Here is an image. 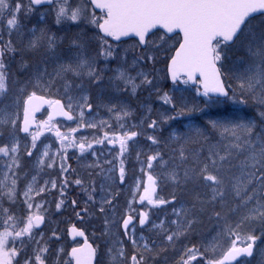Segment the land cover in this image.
I'll return each instance as SVG.
<instances>
[{"label": "snow or ice", "instance_id": "1", "mask_svg": "<svg viewBox=\"0 0 264 264\" xmlns=\"http://www.w3.org/2000/svg\"><path fill=\"white\" fill-rule=\"evenodd\" d=\"M0 264H264V0H0Z\"/></svg>", "mask_w": 264, "mask_h": 264}, {"label": "rangeland", "instance_id": "2", "mask_svg": "<svg viewBox=\"0 0 264 264\" xmlns=\"http://www.w3.org/2000/svg\"><path fill=\"white\" fill-rule=\"evenodd\" d=\"M256 259L258 260V259H259V257H256Z\"/></svg>", "mask_w": 264, "mask_h": 264}, {"label": "water", "instance_id": "3", "mask_svg": "<svg viewBox=\"0 0 264 264\" xmlns=\"http://www.w3.org/2000/svg\"><path fill=\"white\" fill-rule=\"evenodd\" d=\"M39 115V114H38Z\"/></svg>", "mask_w": 264, "mask_h": 264}]
</instances>
